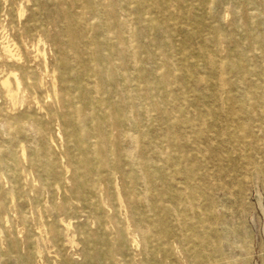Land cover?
<instances>
[{"label": "bare ground", "instance_id": "1", "mask_svg": "<svg viewBox=\"0 0 264 264\" xmlns=\"http://www.w3.org/2000/svg\"><path fill=\"white\" fill-rule=\"evenodd\" d=\"M264 186V0H0V264H248Z\"/></svg>", "mask_w": 264, "mask_h": 264}, {"label": "rangeland", "instance_id": "2", "mask_svg": "<svg viewBox=\"0 0 264 264\" xmlns=\"http://www.w3.org/2000/svg\"><path fill=\"white\" fill-rule=\"evenodd\" d=\"M244 230L248 251V264H264V186L257 175L250 177L245 196Z\"/></svg>", "mask_w": 264, "mask_h": 264}]
</instances>
